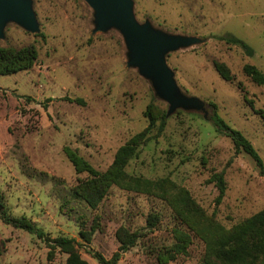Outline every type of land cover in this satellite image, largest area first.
I'll list each match as a JSON object with an SVG mask.
<instances>
[{
    "label": "rangeland",
    "instance_id": "374dc122",
    "mask_svg": "<svg viewBox=\"0 0 264 264\" xmlns=\"http://www.w3.org/2000/svg\"><path fill=\"white\" fill-rule=\"evenodd\" d=\"M31 1L39 31L9 22L0 38V48L38 51L31 69L0 76V197L9 215L27 218L51 238L76 239L89 264H99L94 252L112 258L122 226L142 237L118 264H204L205 242L168 200L113 187L97 210L89 209L73 195L87 175L76 172L65 148L106 171L119 148L148 127V112L157 123L126 168L129 175L187 190L206 218L227 230L264 210V166L237 151L211 120L214 103L264 164V85L244 71L251 65L264 75V0H132L140 25L195 40L167 53L166 62L179 95L195 98L203 109L173 112L153 80L131 66L123 33L116 27L95 30V12L85 0ZM227 35L244 41L253 55L228 44ZM216 62L229 68L232 81L221 78ZM217 173H224L227 187L220 204L211 181ZM151 215L159 217L154 229L147 226ZM92 227L96 232L87 244L79 233ZM177 231L191 239L187 255L160 261ZM51 250L0 218V264H67L68 254L58 248L50 258Z\"/></svg>",
    "mask_w": 264,
    "mask_h": 264
},
{
    "label": "trees",
    "instance_id": "16d2710c",
    "mask_svg": "<svg viewBox=\"0 0 264 264\" xmlns=\"http://www.w3.org/2000/svg\"><path fill=\"white\" fill-rule=\"evenodd\" d=\"M228 44L241 47L249 56L253 50L244 41L231 35L223 37ZM38 60V51L34 46L21 49L0 48V76H10L31 69ZM215 68L224 81H232L233 75L229 68L223 63H215ZM244 71L259 85H264V75L256 67L247 65ZM30 97L27 101H30ZM75 102L83 104L77 99ZM213 112L211 120L219 134L230 138L237 151L247 154L261 169L263 160L253 144L238 130L233 129L218 113L217 105L211 103ZM148 127L133 136L126 144L119 148L114 161L106 171H99L87 160L79 156L70 148H65V154L74 166L78 174H86L74 188L73 195L83 201L89 209L97 210L105 197L113 187L126 191L155 194L159 198L168 200L179 219L192 231L200 235L205 242L204 264H264V210L246 219L241 224L227 230L220 224L209 221L203 210L197 205L190 193L174 184L166 181H149L129 175L126 171L131 160L139 153V148L151 140L150 133L156 126L157 120L150 113ZM264 120V112L260 111ZM166 117L161 118L159 134L166 126ZM215 182L219 195L217 203L220 204L226 194V181L224 173H217L211 177ZM1 220L16 229L24 230L44 241L51 247L49 257L52 258L55 249H61L68 254L67 264H89L80 253L83 246L79 241L67 237H49L45 231L25 217H12L6 210L0 197ZM159 223L157 215H151L147 220L149 229H154ZM97 227L90 231L81 230L79 233L83 242L90 244ZM142 237L139 231H130L128 228L120 227L116 233L119 248L111 259L105 258L101 253L94 252L92 256L99 264H118L123 256L133 248ZM190 237L182 231L176 232V243L168 249L160 252L159 259L163 262L176 260L181 255H187ZM1 257V251H0Z\"/></svg>",
    "mask_w": 264,
    "mask_h": 264
},
{
    "label": "water",
    "instance_id": "95a60500",
    "mask_svg": "<svg viewBox=\"0 0 264 264\" xmlns=\"http://www.w3.org/2000/svg\"><path fill=\"white\" fill-rule=\"evenodd\" d=\"M95 12L96 31L112 27L124 35L131 52V66L153 80L159 94L169 103L170 112L177 108L203 109L195 98L179 95L174 75L166 62V54L191 45L195 40L171 37L154 31L148 24L140 25L133 12L132 0H85ZM16 23L31 33L39 25L31 0H0V38L7 23Z\"/></svg>",
    "mask_w": 264,
    "mask_h": 264
}]
</instances>
